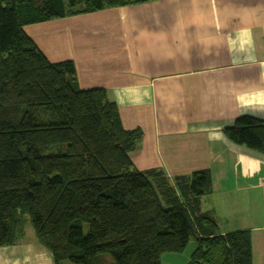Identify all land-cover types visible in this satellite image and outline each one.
<instances>
[{
    "label": "trees",
    "instance_id": "obj_1",
    "mask_svg": "<svg viewBox=\"0 0 264 264\" xmlns=\"http://www.w3.org/2000/svg\"><path fill=\"white\" fill-rule=\"evenodd\" d=\"M149 1L0 0V247L22 241L30 220L55 264H162L193 241L192 264H252L250 232L222 234L202 211L210 171L136 169L142 130L126 129L106 89H81L75 63L51 62L25 30ZM225 133L264 154V120L242 115Z\"/></svg>",
    "mask_w": 264,
    "mask_h": 264
},
{
    "label": "crops",
    "instance_id": "obj_2",
    "mask_svg": "<svg viewBox=\"0 0 264 264\" xmlns=\"http://www.w3.org/2000/svg\"><path fill=\"white\" fill-rule=\"evenodd\" d=\"M25 30L51 62L75 63L81 89H106L126 129L142 130L136 169L209 170L202 211L222 234L249 231L252 264H264V154L225 133L242 115L264 120V0H154ZM197 248L162 264H192ZM0 264L55 261L28 234L0 247Z\"/></svg>",
    "mask_w": 264,
    "mask_h": 264
},
{
    "label": "rangeland",
    "instance_id": "obj_3",
    "mask_svg": "<svg viewBox=\"0 0 264 264\" xmlns=\"http://www.w3.org/2000/svg\"><path fill=\"white\" fill-rule=\"evenodd\" d=\"M85 229H87V225L85 224ZM28 234H34L35 235V231H34V228H33V225L31 223L30 220H28L27 224H26V227H25V236H24V239L14 245H11V246H15V245H19L20 243L24 242L25 239L28 238ZM35 238L37 240V237L35 235ZM38 241V240H37ZM39 242V241H38ZM40 243V242H39ZM41 244V243H40ZM42 245V244H41Z\"/></svg>",
    "mask_w": 264,
    "mask_h": 264
}]
</instances>
